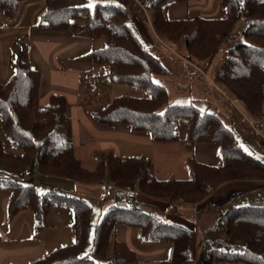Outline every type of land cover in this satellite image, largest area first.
Instances as JSON below:
<instances>
[{"label": "trees", "instance_id": "obj_1", "mask_svg": "<svg viewBox=\"0 0 264 264\" xmlns=\"http://www.w3.org/2000/svg\"><path fill=\"white\" fill-rule=\"evenodd\" d=\"M21 1L25 0H0L4 20L15 15ZM43 1L45 9L37 22L41 32L86 30L103 37V46L90 52L91 61L105 67L103 74L111 83L133 86L142 92L83 95L78 103L87 109L95 124L111 129L124 126L159 143L182 141L191 147L198 143L216 144L220 161L208 164L192 154L186 159L188 178L159 179L153 173L151 160L144 156H117L95 150L93 168L84 167L74 154L65 96L52 93L47 104L40 106L39 71L18 56L12 62L11 76L0 82L1 125L20 149V154L8 152L0 140V186L9 189L8 216L29 208L39 219L47 205L54 203L70 207L74 218L72 242L24 264L135 263V251L112 238L119 224L135 227L143 242H168L169 255L159 264H191L194 239L189 226L166 221L155 202L141 195L165 203L200 201L224 182L264 179V162L243 153L231 127L208 106L200 108L193 99L187 103L169 102L162 81L170 74L169 68L131 31L125 3L101 0L91 9L86 0ZM147 1L154 31L171 43L183 41L187 55L192 58L208 60L218 54L225 42H233L226 47L215 80L242 103L249 116L260 121L264 117V0H218L225 9L222 17L196 14L176 19L166 17L165 8L186 0ZM83 80L87 82L90 77ZM181 120L186 123L183 137L179 135ZM33 159L34 172L38 174L85 184L113 182L116 188L112 203L100 222L92 225L91 206L81 196L67 193L44 196L30 181L15 185L9 179L10 174L29 170ZM126 188L140 193L131 195ZM176 209L171 208L178 213ZM221 218L227 239L208 248L200 256V262L264 264V205H230Z\"/></svg>", "mask_w": 264, "mask_h": 264}, {"label": "crops", "instance_id": "obj_2", "mask_svg": "<svg viewBox=\"0 0 264 264\" xmlns=\"http://www.w3.org/2000/svg\"><path fill=\"white\" fill-rule=\"evenodd\" d=\"M44 9L45 5L43 0H25L19 3L15 15L9 20H4L0 11V82L6 81L11 76L13 71L12 62L18 56H22V58L27 60L39 71V105H46L49 96L52 93L63 94L69 103V115L71 118L74 154L80 159L81 162L83 157L86 159L84 155L85 151H82V148L89 146L91 143H95L97 148L92 150L89 155L95 150H101L104 152H111L117 156H144L151 160L154 168L155 163L159 159L156 152L155 154L157 158L154 156V147L158 145L159 142H153L149 135L145 133L130 132L124 126L111 129L97 125L94 123L87 109L78 103L79 99L87 93L96 95L97 93H100L99 91H92V86L87 89L84 86V83L86 82L83 80L85 76L93 75V73H99L97 72L99 64L97 65L90 59V52L94 50L95 45L98 44H96L94 38L99 37L93 36L89 32L85 33L86 30H81L78 32L67 31L62 33L41 32L37 27V22L40 15L44 12ZM196 14L204 17H222L225 15V9L218 0H186L185 2L171 4L165 8L166 17L171 19L191 17ZM132 19L134 21H139V19H137L134 14H132ZM149 30L150 33L153 34L150 26ZM17 37H20L19 41L16 40ZM183 49L184 45L181 47V51ZM211 62L206 64V66H210ZM200 63L205 64V61L202 60ZM217 64L218 62L216 65ZM103 76L100 78L108 79L106 75L103 74ZM92 77H95V75ZM166 77L168 79L167 81H165ZM166 77H164L162 81L166 87L169 102L187 103L185 101H191L193 99L194 103L200 108H204L206 106L210 108L209 104L205 103V98L200 97L201 95H204L205 92V85L201 80L194 79V82L192 83L193 85L190 88L191 90H187L182 87H175V84L179 85L187 80L181 75L169 74ZM109 82L111 81L109 80ZM224 124L229 125L226 119H224ZM182 130H184V132L180 134L179 128L180 137L185 135L186 123L184 125V129ZM0 137L2 136L0 135ZM176 143H178L179 146H182V148L186 149L187 151H190L191 155L193 154L197 160L208 164H217L220 161V154L216 144L198 143L191 147L189 144L182 141ZM137 149L139 152L134 151ZM77 150L79 152H77ZM31 164L33 165L34 169L35 159L32 160ZM82 165L84 166L83 162ZM93 166L94 163H92V166H90L88 162V164L84 167H89V169H91ZM32 171L33 174H35L34 170ZM171 176L173 175H170L169 177ZM33 177L34 175L31 177L30 182L34 185L32 180ZM51 177L57 180H69L72 182V188L70 190H65L61 188L60 185L55 184L56 186L53 189L56 190H48L46 194L40 192L38 189L40 194L48 196L51 193H67L66 191H70L67 194L81 196L85 200L88 197H96L97 199L101 198L103 199V205L100 208V218L102 217L103 213L106 212L108 206L112 203L113 191L102 192L98 186L96 187L95 185L80 183L67 178H59L54 176ZM64 183L66 182L64 181ZM242 184H257L261 186L259 180H257V182H228L218 186L215 189H211L208 195L209 199H207L208 203L206 204L211 203L210 199L216 198L217 196H232L234 194L233 188L241 187ZM8 197L9 189L6 187L1 188L0 210L2 214L0 221L5 224L8 222L12 224L13 221L16 222L21 220L22 224L20 225L19 229H15L14 232L9 230L13 229L14 226L12 227L10 225V227H7L6 229H2L0 226V264L27 263L30 260L41 256L44 252L62 245L64 241H68L61 237H56L58 239L56 242H54L50 238L49 242L52 241L50 244H54H52L50 247H47L49 242L47 243V236H45L42 232L46 223L43 224L36 222V217L29 208L28 209L32 213H30L27 208H24L13 217H9L7 211ZM225 201L226 200H224V202ZM163 203L167 205H155L156 207H159L158 209L161 210L162 213L166 215V217H172V219L175 218L170 215V213L174 214L171 208L174 207L175 209V207H178V210H182L184 207L183 205H179L180 203L178 202L170 203V205L169 203ZM223 203H220L219 205ZM51 205L58 208H62L63 206L50 203L42 213L46 214L51 208L49 207ZM55 212H57V210H55ZM58 212L60 215L64 213L66 216V212ZM59 214L57 213L52 216V219L55 221V223H48L47 221V224L60 225L61 217ZM68 219L70 221V218H66V222H68ZM174 222L178 223L179 221ZM66 224L67 223H65L63 226L65 227ZM49 227V231L52 234L58 235L61 233L60 229L62 226H60L61 228H51L54 226ZM64 230L65 229H63V231ZM191 233L194 239L193 252L195 253L196 249L198 250V254L195 253L194 255L195 259L199 257L201 252H204L201 246V241H199V245L196 246V235L192 231ZM66 237L67 235L65 238ZM112 238L123 241L128 247L135 251L137 262L132 264H159L161 260L167 258L169 255V245L163 243L162 241L143 242L139 238L138 230L132 226L121 224L117 225L113 231ZM201 255L202 254H200V256Z\"/></svg>", "mask_w": 264, "mask_h": 264}, {"label": "rangeland", "instance_id": "obj_3", "mask_svg": "<svg viewBox=\"0 0 264 264\" xmlns=\"http://www.w3.org/2000/svg\"><path fill=\"white\" fill-rule=\"evenodd\" d=\"M97 1H101V0H86V4L92 9ZM121 3H125L128 9L127 24L129 28L141 40L144 47L148 49L149 51H151L154 55L158 56L166 64V66L169 68L170 75L177 74L187 79L186 81H184L183 83L179 85L175 84V87L176 88L182 87L188 90L193 85L192 83L194 82V79L201 80L205 85L204 87L205 92H204V95H201L200 97L205 98L204 99L205 103L209 104L210 110H213L223 120V122H224V119L227 120V123L229 124V126L231 127L232 131L234 132L235 136L238 139V146L241 149V151L247 155L258 158L264 162V117L258 122L254 120L246 112L242 103L239 100L235 99L223 85L218 84V82H216L215 80V73L217 69L220 67V64L222 63V61L225 59L226 47L229 44H233V42L231 40L225 42L223 44V48L218 52V54L209 58L208 60H203L205 61V64L203 63L201 64L200 61L202 60H197L187 55L183 41L171 43L166 39V37L162 35L160 36L154 31L152 24H151L150 9L146 6V4L143 5L144 1L125 0ZM132 14H134L137 17V19H139V21L138 20L134 21L132 19ZM149 26L151 27L153 34L150 33ZM237 30H238V27H237ZM86 32L88 33V31H85V33ZM94 40L96 41V44L98 43L97 45H95L94 47L95 49H98L101 46H103L104 41H105L103 37L94 38ZM183 45H184V49L181 51V47ZM210 62H211V65L206 66V64H209ZM217 62L218 64L216 65ZM98 67L99 68L97 72L99 73H93L95 77H92L93 75H89L91 80L90 81L88 80L86 83H84V86L87 89L90 86H92V91H95V92L99 91L100 93H97L98 96H102L105 93L109 94L110 96H116L120 94H127V95L142 94L140 90H138L137 88L133 86L113 84L109 82L107 78L106 79L100 78L101 76H103L105 67L101 65H98ZM167 80L168 79L166 77L165 81ZM185 102H189V101H185ZM184 125H185V121L181 120L180 126H179L180 134L184 132V130H182L184 129ZM0 135L2 136L0 137V139L2 140V143L4 144L8 152H11L13 154L20 153V149L14 146L10 134L1 126V122H0ZM96 148L97 146H95V143H91L89 144V146L82 148V151L83 150L85 151L84 155L86 157V159L84 157L81 159L84 166L87 165L88 162L90 166H92V163H94L93 158H92L93 156H92V153L90 155L89 153ZM154 149H155L154 151L155 158H157V156L159 158L157 162L155 163V167L153 168V173L157 178L163 179V178L169 177L170 175H173L180 179L189 177V170H188V166L186 163V158L191 155L190 151H187L186 149L182 148V146H179L178 143L176 142L169 143V144L159 143L158 145L154 147ZM134 151L139 152L138 149ZM77 152L79 151L77 150ZM86 168H89V167H86ZM27 169L31 171L34 170L33 165L30 164V166L27 167ZM33 175L34 177L32 180H33L34 186L37 189H39L40 192H43L46 194L48 190H56V189H53L56 186L55 184L60 185L61 188L65 190H70L72 188L71 187L72 182H70L69 180H57V179L52 178L51 176L50 177L45 176L42 174H38L37 172H35V174ZM59 178H63V177H59ZM257 180H259V183H261V186L257 184L255 185L242 184L241 187L233 188L234 194L230 196L232 198L224 197V196H217L216 198H211L210 199L211 203L209 204H206L208 203L207 199H209L208 197L209 194L206 195L202 200L191 202V203H187L183 201L181 202L175 201L173 203L178 202L180 203L179 205L184 206L182 210H177L178 213H174V214L170 213V215L173 216L175 219H172V217H166V215H163V217L168 222L179 221L178 223H184L188 225L191 231L195 233L196 235V239H197L196 246H198L199 245L198 242L201 241L203 252H206L208 248L212 246H217L219 244V240L225 241L227 239L224 233V230H223L221 215L230 205H245L248 203L264 205V179L250 178V179H240V180H233V181L235 182H244V181L257 182ZM58 181H61V182H58ZM64 181L66 183H64ZM233 181H227L222 184L233 182ZM100 183L101 182L91 183V185H95L96 187L98 186L99 188ZM5 187H6L5 185H1L0 189L5 188ZM215 188H212V189H215ZM66 192L68 193L70 191H66ZM141 197L151 200L155 202V204L157 205L159 204L167 205V204H164L160 200L156 201L153 198L144 197V195L143 196L141 195ZM224 198H227V199H224ZM224 200L226 201L224 202ZM86 201L91 206V219H92V225L94 226L98 222H100V220L104 216V213H103L102 217L100 218L101 216L100 208L103 205L102 203L103 199L101 198L97 199L96 197H88ZM220 203H223V204L219 205ZM49 207L51 208L48 210L46 214L42 213L40 218L36 219V222L38 223H43V224L46 223L42 232L45 236H47V243L49 242L50 238L52 241L56 242L58 239L56 237H61L64 240H68V241H64V243L72 242L73 241V212L71 208L68 206L67 207L62 206V208H58L52 205ZM55 210H57V212H55ZM58 211L66 212V216L64 213L60 215ZM30 213L32 212L30 211ZM57 213L61 217V221H60L61 224L60 225L47 224V221L48 223H55V221L52 219V216ZM1 214L2 213L0 210V217H1ZM45 215H46V218H45ZM66 218H70V221L68 219V222H66ZM65 223L69 225L66 224V226L64 227L63 225ZM21 224H22L21 220H18L16 222L13 221L12 224H10L9 222L5 224L0 221V226L2 229H6L7 227H10V225L12 227L14 226L13 229H9L12 232H14L15 229L18 230ZM49 226H54L51 228H55V227L61 228L60 226H62V228L60 229L61 233L58 235L52 234L49 231V228H50ZM63 229L65 230L63 231ZM66 235L67 237L65 238ZM52 241H50L47 244V247H50L52 244H54V243L50 244ZM162 242L169 245L168 242L166 241H162ZM222 245H223V242H222ZM193 246L194 245H192V249L194 250ZM108 253H110L109 250L107 254ZM195 253L198 254L197 249ZM195 253L193 252V256L195 255ZM200 254H203V253L201 252ZM200 254H199V257H200ZM199 257L195 258V261L193 263H200Z\"/></svg>", "mask_w": 264, "mask_h": 264}, {"label": "built area", "instance_id": "obj_4", "mask_svg": "<svg viewBox=\"0 0 264 264\" xmlns=\"http://www.w3.org/2000/svg\"><path fill=\"white\" fill-rule=\"evenodd\" d=\"M110 2H123L125 0H108ZM149 1H144L143 5H147ZM17 41L20 40V37L16 38ZM33 176V172L30 170H24L20 173H11L9 179L15 184V185H24L30 181V178ZM116 187L113 183L104 181L99 184V189L102 192H111L114 191ZM129 193L131 195H136L138 192L136 190H130V188H127ZM192 264H201V263H192Z\"/></svg>", "mask_w": 264, "mask_h": 264}, {"label": "bare ground", "instance_id": "obj_5", "mask_svg": "<svg viewBox=\"0 0 264 264\" xmlns=\"http://www.w3.org/2000/svg\"><path fill=\"white\" fill-rule=\"evenodd\" d=\"M145 1H146V0H145ZM118 3H121V2H118ZM146 6H147V5H146ZM109 182H110V181H109ZM114 186H115V185H114ZM130 190H134V189H131V188H130ZM136 191H137V190H136ZM194 261H195V259H194ZM194 261H193V262H194ZM193 262H192V263H193ZM192 263H191V264H192ZM200 263H201V262H200ZM201 264H202V263H201Z\"/></svg>", "mask_w": 264, "mask_h": 264}]
</instances>
